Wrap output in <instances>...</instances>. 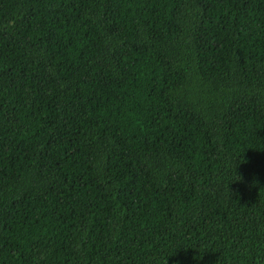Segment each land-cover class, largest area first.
I'll use <instances>...</instances> for the list:
<instances>
[{
  "label": "trees",
  "instance_id": "1",
  "mask_svg": "<svg viewBox=\"0 0 264 264\" xmlns=\"http://www.w3.org/2000/svg\"><path fill=\"white\" fill-rule=\"evenodd\" d=\"M0 264H264V0H0Z\"/></svg>",
  "mask_w": 264,
  "mask_h": 264
}]
</instances>
